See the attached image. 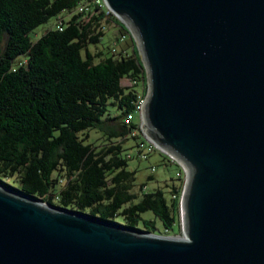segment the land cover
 <instances>
[{
  "label": "water",
  "instance_id": "obj_1",
  "mask_svg": "<svg viewBox=\"0 0 264 264\" xmlns=\"http://www.w3.org/2000/svg\"><path fill=\"white\" fill-rule=\"evenodd\" d=\"M105 1L136 34L143 126L188 167L184 233L0 181V264H264V0Z\"/></svg>",
  "mask_w": 264,
  "mask_h": 264
},
{
  "label": "trees",
  "instance_id": "obj_2",
  "mask_svg": "<svg viewBox=\"0 0 264 264\" xmlns=\"http://www.w3.org/2000/svg\"><path fill=\"white\" fill-rule=\"evenodd\" d=\"M81 1L0 0V181L137 229L155 231L158 217L172 233L180 223L182 178L167 184L169 201L163 187L146 189L147 182L136 192L137 170L129 167L143 136L136 113L128 119L146 93L138 88L146 77L139 49L120 35L108 50L94 51L105 21L121 33L128 28L104 9L87 17L77 11ZM53 16L55 25L33 40L30 32ZM129 39L132 50L124 45ZM127 76L131 85L123 83ZM90 129L104 142L88 139ZM149 210L153 217L144 214Z\"/></svg>",
  "mask_w": 264,
  "mask_h": 264
},
{
  "label": "rangeland",
  "instance_id": "obj_3",
  "mask_svg": "<svg viewBox=\"0 0 264 264\" xmlns=\"http://www.w3.org/2000/svg\"><path fill=\"white\" fill-rule=\"evenodd\" d=\"M117 16V15H116ZM119 20H121L122 22H124V20L122 18H120L119 16H117ZM114 18V17H113ZM57 21V16H53L51 17L48 21L40 24L39 26H37L35 29H33L30 32V35L32 37L33 40H36L38 37H40L47 29H49L50 27L54 26L55 23ZM105 35L102 39V43L101 45L99 44L98 46H94L91 45L92 49L94 51H98L100 48L103 50H108L109 48V44L114 43L117 40V37L121 35V28L120 26L113 21L112 19L105 21ZM133 34L136 36L135 32L132 30ZM130 38V36L128 37ZM131 39H129L130 41ZM137 40V39H136ZM128 41H124V43L126 44ZM138 47V45H137ZM139 49V48H138ZM140 53V51H139ZM141 56V53H140ZM142 59V56H141ZM132 79L130 77H124L123 79V83L127 84V85H131L132 84ZM138 88H139V92L142 91V85H143V79L142 81H140V83L138 84ZM135 120L139 122V124L141 123V118H140V113H136L135 114ZM141 127V126H140ZM143 130V128H141ZM136 133L139 134V130L136 129ZM144 133V131L141 132V134ZM143 135V134H142ZM93 140L95 143H102L104 142V138H102V134L100 131L95 130V129H90L89 130V138ZM136 139L130 138L126 140V146H130L131 144L134 143ZM131 152L134 154V156L132 158L129 159V167L130 168H136V179H135V184L133 186L134 190L136 192H138L140 194L141 192V184L143 182H147V188L146 189H153V188H157V187H163L166 190V195L168 200L170 201V191L169 188L170 186L167 185L172 184L173 182L178 183L180 181L179 178H177V171L179 169V164L176 162H165V158L163 151H154L151 156L149 158H139L137 155V151L136 148H134L133 150H131ZM156 165V169H152V165ZM152 174L153 177L149 178V175ZM44 200V199H43ZM46 202H49L47 200H45ZM181 207H180V215H181ZM146 216H154L152 215L153 212L152 211H146L144 213ZM157 222V228L155 231L156 233H160V234H170V235H183L184 233V224L183 223H179L177 225H175V231H172V233H168L167 231H164V225L162 223V221L157 217L156 219ZM162 230V231H161Z\"/></svg>",
  "mask_w": 264,
  "mask_h": 264
},
{
  "label": "built area",
  "instance_id": "obj_4",
  "mask_svg": "<svg viewBox=\"0 0 264 264\" xmlns=\"http://www.w3.org/2000/svg\"><path fill=\"white\" fill-rule=\"evenodd\" d=\"M101 9L105 10V13L108 17L116 15L108 7L105 0H82L77 6V11L84 13L87 17L90 16L93 12L101 10ZM125 25L127 26L128 31H124L123 33H121V36H122L121 39H125L128 36H130L134 39V34H133L132 30H130V28L127 24H125ZM145 71H146V69H145ZM144 86L146 87V93H147V89H148L147 77H145L143 79L142 87H144ZM146 93L139 95L136 110L134 112L130 113L128 116V119H130L133 117V115L135 113H140V118H141L140 126H141V128H143L142 131H144V133H143L141 140L139 141V144L137 146L136 151H137L138 156H140L141 158H147L154 151H163L166 154H168L173 161H175L176 163L179 164L180 169L177 172V176H180L183 180L181 193H180V207L182 209L183 195L185 192L186 182L188 179V167L181 158L177 157L176 155H174L171 152H168V150L161 147L157 142H155L153 139H151L150 136L148 135L146 129L144 128L142 115H143L144 106H145V102H146ZM173 195L176 196V193H173ZM180 223L184 224L183 211L182 210H181V215H180Z\"/></svg>",
  "mask_w": 264,
  "mask_h": 264
},
{
  "label": "crops",
  "instance_id": "obj_5",
  "mask_svg": "<svg viewBox=\"0 0 264 264\" xmlns=\"http://www.w3.org/2000/svg\"><path fill=\"white\" fill-rule=\"evenodd\" d=\"M124 45H125V43H124ZM126 45H128V47H129V45H130L129 50H132L133 46H132V42H131V40L128 41V42L126 43Z\"/></svg>",
  "mask_w": 264,
  "mask_h": 264
},
{
  "label": "clouds",
  "instance_id": "obj_6",
  "mask_svg": "<svg viewBox=\"0 0 264 264\" xmlns=\"http://www.w3.org/2000/svg\"><path fill=\"white\" fill-rule=\"evenodd\" d=\"M137 44V43H136Z\"/></svg>",
  "mask_w": 264,
  "mask_h": 264
}]
</instances>
